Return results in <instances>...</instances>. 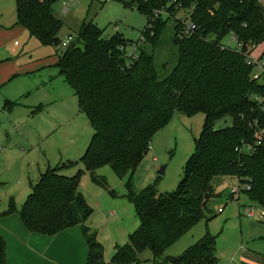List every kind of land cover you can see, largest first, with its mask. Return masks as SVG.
<instances>
[{"label": "trees", "instance_id": "16d2710c", "mask_svg": "<svg viewBox=\"0 0 264 264\" xmlns=\"http://www.w3.org/2000/svg\"><path fill=\"white\" fill-rule=\"evenodd\" d=\"M54 1L14 0L16 24L29 38L59 50L54 63L57 75L72 90L92 134L78 160L39 172L21 206L16 208L9 200L0 215L16 211L28 231L44 235L80 224L88 248L84 264H131L147 248L153 264H217L215 235L209 231L184 248L175 261H167L166 250L192 225L213 215L205 214L207 202L220 195L223 178L244 185L241 192L248 202L264 209V83L252 78L254 67L246 59L264 43V8L258 0H118L146 17L140 30L142 41L117 33L107 37L103 29L83 21L72 46L61 48L62 22L54 15ZM178 12L186 17H177ZM187 18L195 27L185 34ZM170 20L175 63L160 77L149 50ZM230 34L240 48L222 41ZM132 44L136 55L128 60L125 53ZM254 55L261 58L263 52ZM176 113L187 118L203 115L183 175L174 191L159 192L156 180L137 191L134 170L151 137ZM225 117L230 125L216 128V121ZM242 145L249 150L239 151ZM78 165L89 172L95 186L106 190L105 179L95 172L99 167L106 165L124 179V196L133 204L138 220L127 240L113 246L107 261L95 230L85 224L91 208L78 188L82 172L63 173ZM0 264H7L1 236Z\"/></svg>", "mask_w": 264, "mask_h": 264}, {"label": "rangeland", "instance_id": "374dc122", "mask_svg": "<svg viewBox=\"0 0 264 264\" xmlns=\"http://www.w3.org/2000/svg\"><path fill=\"white\" fill-rule=\"evenodd\" d=\"M62 2L67 3L66 9ZM258 2L264 8V0ZM52 8L55 17L62 22L58 32L60 42L69 36L75 37L83 21L103 29L107 37L117 33L133 42L140 40V30L146 25V17L140 11L123 6L118 0H55ZM15 12L14 0H0V210L7 208L9 200L19 208L31 190L30 184L45 168L78 160L92 134L72 90L57 75L54 63L59 50L50 44H40L34 37L29 38L25 29L16 24ZM175 15L181 19L186 17L183 12ZM171 25L172 20L165 23L156 44L149 50L160 77L167 75L175 63ZM222 41L233 45L228 36ZM261 52L264 59V43L257 46L254 54ZM202 117L201 113L195 114L183 123L174 118L154 134L150 148L132 176L134 182L145 183L149 172L147 163L155 156L151 164L156 167L152 175L157 190L174 191L183 175L182 167L194 148L195 128L189 121ZM230 123L225 117L216 121L215 127ZM161 166L164 172L158 175ZM77 169L82 172L78 188L91 208L86 223L95 230L103 253L112 254L113 244L125 242L138 224L133 204L124 196V181L108 166H101L95 172L105 179L106 190L95 186L89 172L81 165L67 169L66 174H73ZM232 187H238L236 179L221 180L218 190L222 192L207 202L209 210L205 214L213 215L207 221L201 219L181 235L177 243L182 249L209 231L215 235L217 264L234 263L243 248L264 251V240L259 238L264 230V219L246 216L243 209L249 202L242 192L238 196L229 195ZM218 207L222 208L220 212ZM137 257L131 264H146L144 259L151 258L152 253L147 248Z\"/></svg>", "mask_w": 264, "mask_h": 264}, {"label": "crops", "instance_id": "0c3cea01", "mask_svg": "<svg viewBox=\"0 0 264 264\" xmlns=\"http://www.w3.org/2000/svg\"><path fill=\"white\" fill-rule=\"evenodd\" d=\"M14 45H16L15 42ZM176 116L177 115L175 114L173 119L178 118L179 122L181 123H183V121L189 120V118L192 117L189 116V118H187L184 116ZM202 120L203 117L199 120L195 119L189 121V125L191 127L194 126L195 128L194 138L197 137L199 134L201 125L203 123ZM155 160L156 157L154 156L151 162L153 163L155 162ZM151 162L149 164L146 161L149 172L145 176V178L147 179L145 180L144 184L134 182L135 179L133 180V178L135 177H132L133 184H135L133 186L137 191L142 190L143 188H145V185L150 184L156 180H154V175H152V172H154L156 167L154 168ZM146 163L145 167H147ZM140 164H138L137 167ZM137 167L134 170L135 172ZM66 171L67 170H64L63 173L67 176L74 174H66ZM122 180L124 181V179ZM5 209L6 208L1 209L0 211ZM109 213L114 214V212ZM87 219L85 221V224H87ZM89 227L92 229L91 226ZM0 236L4 242L5 261L7 264H84L88 250V248L86 247V242L83 239L82 233H80V224L70 225L69 227L55 232L54 235L37 234L34 232H30L26 229L21 219H19L16 211L7 213V215H0ZM180 237L177 238V240L171 245H169L166 250V252L168 253L166 254L178 255L184 249H182L181 246L177 243ZM259 238L264 240V230H262V234L259 236ZM115 244L116 243H114L113 246ZM108 255L111 254L105 255L103 253V259L106 260ZM150 259L151 258L149 257L144 259L146 264L152 263L149 261ZM231 264H264V251H253L247 248H243L240 256L236 258V261L234 263Z\"/></svg>", "mask_w": 264, "mask_h": 264}, {"label": "built area", "instance_id": "2783aa9c", "mask_svg": "<svg viewBox=\"0 0 264 264\" xmlns=\"http://www.w3.org/2000/svg\"><path fill=\"white\" fill-rule=\"evenodd\" d=\"M63 5H64V9H66V5L67 3L65 2H62ZM156 14V12L154 13V15ZM194 24L192 22L189 21V19L187 18L185 20V24H184V33H189L191 31H193L194 29ZM229 40L231 41V43L236 47V48H240L241 44H239L236 40V36L234 34H230L229 35ZM71 41V37H67L66 39H64L62 42H61V48H64L69 42ZM232 45V46H233ZM253 47V46H252ZM136 49L137 47H135V45H130L129 48L127 49L126 51V57L128 60H131L135 57L136 55ZM247 59V64H252L253 67H254V70L253 72L251 73L252 75V78L253 79H259L261 80L263 83H264V59L261 57V58H257V56H255L253 54V52L251 51L249 53V55L246 57ZM258 102H260L261 100H259L257 98ZM264 101V100H262ZM262 110L264 112V107H262ZM240 149H244L246 151L249 150V147L248 146H244L242 145L240 148H238V150L240 151ZM241 189H246V187L244 185H242L241 183H238V187H232L230 188V191H229V195L231 196H238L239 193H241ZM222 210L221 207H218L217 208V211L220 212ZM243 213H245L246 216L248 217H252V218H258V219H261L263 220L264 219V209L259 206L258 204H253V203H248V204H245L244 206V209H243Z\"/></svg>", "mask_w": 264, "mask_h": 264}, {"label": "water", "instance_id": "95a60500", "mask_svg": "<svg viewBox=\"0 0 264 264\" xmlns=\"http://www.w3.org/2000/svg\"><path fill=\"white\" fill-rule=\"evenodd\" d=\"M72 44H73V41H70L68 46L71 47ZM163 168H164L163 166L160 167L159 171L157 172L158 175H160V174H162L164 172ZM207 196H204V198L206 199ZM202 204L204 205L205 201H203ZM178 257H179V255H170V254L166 255L167 261H170V262L177 260Z\"/></svg>", "mask_w": 264, "mask_h": 264}]
</instances>
